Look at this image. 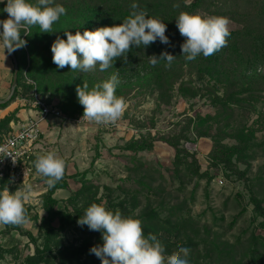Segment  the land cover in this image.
Segmentation results:
<instances>
[{"label": "rangeland", "instance_id": "374dc122", "mask_svg": "<svg viewBox=\"0 0 264 264\" xmlns=\"http://www.w3.org/2000/svg\"><path fill=\"white\" fill-rule=\"evenodd\" d=\"M225 2L230 0H209L213 9ZM0 3L6 5V0ZM199 14L212 15L203 10ZM229 20V30L239 27ZM147 60L141 59L138 69L143 61V67L149 66ZM182 69L178 83L165 92L154 90V85L148 86L138 77L120 81L119 96L125 98L127 106L115 124L77 123L75 119L83 115L80 107L74 112L63 110L66 118H49L37 151H55L66 162L65 175L59 182L65 186L56 189L53 196L61 210L72 213L85 212L92 203H98L138 219L151 211L164 218L175 208L199 223L194 240L183 234L172 239V252L189 244L195 249L189 264H264L258 255L264 243V127L255 126L264 114V80L249 82L251 89L242 95L243 104H232L224 110L216 98L225 93L223 83L208 77L203 84L186 66ZM140 73L143 75L142 69ZM259 74L264 75V67L246 71L243 76ZM94 76L96 84L111 75ZM181 81L183 89H179ZM22 98L27 99L17 97L15 101ZM59 103V99L52 101L61 108ZM254 126L258 130L246 152L231 160L212 159L214 142L239 146L236 131ZM199 131L211 136L199 137ZM148 135L158 138L151 150L126 149L132 139ZM175 136L182 137L179 158L166 141ZM197 168L200 175L195 174ZM49 190L45 178L39 175L25 201L32 215L29 223L0 225V264H25L26 257L37 247L42 248L46 236L42 229V217L46 215L43 197ZM86 233L88 230L76 223L55 239L59 246L79 245ZM101 235L97 232L94 236L99 245L103 243Z\"/></svg>", "mask_w": 264, "mask_h": 264}, {"label": "trees", "instance_id": "16d2710c", "mask_svg": "<svg viewBox=\"0 0 264 264\" xmlns=\"http://www.w3.org/2000/svg\"><path fill=\"white\" fill-rule=\"evenodd\" d=\"M133 2L145 9L149 17L158 18L167 25L165 34L168 36L170 44H162L157 40L146 48L143 46L133 47L128 53L127 63L122 59H117L113 67L104 72L99 70L98 65L91 72H74L68 67L57 69L52 62L51 52V45L57 37L66 40L65 31H71L73 34L76 31L83 33L84 30H95L98 27L120 24L130 15V5ZM55 3L63 5L67 9V14L61 16L53 26L55 31L52 33H40L37 26L32 28L29 35H24L27 45L14 52L18 61L17 87L9 102L0 103V109L6 108L17 97H26L31 101L33 92L36 90L42 97H47L45 99L48 103L59 99L62 111L74 112L77 107L83 108L77 99L76 86L82 85L83 81H86L89 88L93 87L96 73L104 75L118 73L120 81L138 77L148 86L154 85V90L157 88L165 92L173 89L174 84L178 83V78H180L178 72L183 71L182 68L186 66L203 84L210 77L225 85L224 95H217L216 98L219 100L218 106L226 110L232 104H243L242 95L251 89L247 86L249 82L264 80V75L261 76V74L256 77L243 76L246 71L264 67V0H230L229 3L225 2L216 9L211 7L213 3H209V0H192L191 2H187V0H55ZM173 4H179L180 7L174 8ZM4 7L5 3H0V20L8 18V14L2 11ZM200 10L232 19L238 23L239 27L230 30L228 46L215 55L208 58L201 55L193 61H187L182 55L180 47L184 42V37L180 35L175 19L181 11L199 13ZM0 28L2 29V27ZM165 51L176 56L170 68L165 66L164 61L153 66L147 60V64L150 65L143 67V63H145L143 61L138 69L141 59H149L152 55L159 57ZM141 69L143 75L140 73ZM28 78L32 82H28ZM244 78H247L248 81L245 82ZM183 88L184 82L181 81L179 89ZM121 89L122 86L119 85L116 92L118 96ZM15 119L14 114L1 119L0 134L9 132L11 130L10 122ZM255 126L264 127L263 113L255 122ZM255 126L250 130L239 129L236 131L235 138L238 140L239 146L227 147L217 141L214 142L211 151L212 159L216 162L231 160L237 154L246 152L251 146L254 133L258 130H255ZM198 136L210 137L211 135L209 132L199 131ZM181 139V136L166 138V141L175 149L178 158L183 153L180 148ZM157 140L158 138L152 135L140 136L132 139L126 145V149L133 152L151 150ZM195 174L200 175L198 168ZM205 174H201V176ZM5 186L7 183L3 182L0 190H3ZM64 186V184L57 183L43 197V209L46 215L42 217V229L46 234L45 240L42 248L37 247L34 254L26 257L25 264H96L101 262L99 258L90 253L93 246L99 245V241H94V236L98 231H90L86 225L82 228L88 230V233L85 234L86 236L79 245L59 246L60 244L56 242L55 237L63 233L67 227L75 226L80 216L84 214L82 211L72 213L59 208V200L53 194L56 189ZM25 207L29 218H32L30 208L26 205ZM168 212L164 218H161L157 211L147 212L142 214L140 220L144 234L146 236L149 233L157 235L164 244L166 253L171 254L173 236L179 237L183 234L184 238L192 241L197 236L199 223L192 217H185L175 208H171ZM54 222H58V226H54ZM188 247L191 251L187 259L190 260L193 258L191 255L195 253V249L191 244ZM258 255L264 262V243L263 249H259Z\"/></svg>", "mask_w": 264, "mask_h": 264}, {"label": "clouds", "instance_id": "9594fccd", "mask_svg": "<svg viewBox=\"0 0 264 264\" xmlns=\"http://www.w3.org/2000/svg\"><path fill=\"white\" fill-rule=\"evenodd\" d=\"M173 7L179 8L180 5L173 4ZM130 8V15L120 24L84 30L83 33L65 31L66 40L57 37L51 45L52 62L57 69L68 67L74 72H91L98 65L104 72L112 68L117 59L127 63L128 53L133 47L146 48L157 40L170 44L165 34L167 25L163 21L149 17L138 3L133 2ZM2 11L8 14L7 19L0 20V47L4 50L5 59V51L10 55L27 45L22 33L27 36L37 26L40 33H52L55 31L53 26L67 14V9L55 0H6ZM175 20L180 35L184 37L180 47L187 61L201 55L208 58L228 46L231 33L227 17L181 11ZM175 58L165 51L159 57L150 56L149 62L155 66L164 61L170 68ZM119 84L118 73H114L91 88L86 81L77 85V99L83 107L81 121L115 124L127 106L125 98L116 94ZM0 157H11L12 162H16L6 147H0ZM33 163L49 188L55 187L65 175L66 162L55 151L38 154ZM31 192L32 187L27 184L14 192L7 186L0 190V225L23 226L29 223L25 201ZM77 223L102 234V245L90 249L101 264H189L190 248L180 247L170 255L166 254L165 246L157 235L149 233L146 236L142 221L132 215H124L119 209L113 211L103 204L92 203Z\"/></svg>", "mask_w": 264, "mask_h": 264}, {"label": "built area", "instance_id": "2783aa9c", "mask_svg": "<svg viewBox=\"0 0 264 264\" xmlns=\"http://www.w3.org/2000/svg\"><path fill=\"white\" fill-rule=\"evenodd\" d=\"M29 82H31L29 80ZM23 103L31 105L34 114L20 123L19 127L12 129L7 133L0 134V147H6L11 152L16 162L13 163L11 157L0 159V186L3 182L7 183L8 189L22 187L23 184L32 185L35 179L39 177L34 167V157L37 155L39 142L44 135L43 124L49 118H66L63 111L52 103H48L36 90L33 92L31 101L22 98ZM82 117V116H81ZM81 117L75 119L77 123H86L81 121ZM2 158V157H0Z\"/></svg>", "mask_w": 264, "mask_h": 264}, {"label": "crops", "instance_id": "0c3cea01", "mask_svg": "<svg viewBox=\"0 0 264 264\" xmlns=\"http://www.w3.org/2000/svg\"><path fill=\"white\" fill-rule=\"evenodd\" d=\"M0 47V99H6L11 90V84L14 74V62L9 54ZM15 113V120L10 122V127L12 129H16L19 127L20 123H23L26 119L34 114V109L31 105H26L23 101L18 99V101L12 102L6 108L0 109V121L5 118V116H9ZM48 123V121H47ZM43 124V128L45 131L46 124ZM40 146V143L38 144ZM37 154H41L40 152Z\"/></svg>", "mask_w": 264, "mask_h": 264}, {"label": "water", "instance_id": "95a60500", "mask_svg": "<svg viewBox=\"0 0 264 264\" xmlns=\"http://www.w3.org/2000/svg\"><path fill=\"white\" fill-rule=\"evenodd\" d=\"M0 31H2L1 28H0ZM10 56L14 62L13 80H12L11 90H10L8 97L6 99H0L1 104L7 103L11 100V98L13 97V95L15 93V89H16L17 83H18V61H17L16 55L14 52L12 54H10Z\"/></svg>", "mask_w": 264, "mask_h": 264}]
</instances>
